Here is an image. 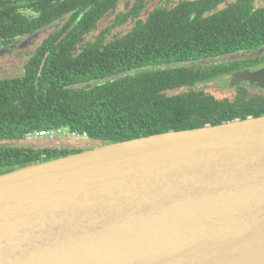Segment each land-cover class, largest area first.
Instances as JSON below:
<instances>
[{
    "label": "trees",
    "instance_id": "1",
    "mask_svg": "<svg viewBox=\"0 0 264 264\" xmlns=\"http://www.w3.org/2000/svg\"><path fill=\"white\" fill-rule=\"evenodd\" d=\"M49 27L21 74L0 78V143L61 129L104 144L264 115V92L223 78L264 47L253 0H0V48ZM49 139L0 147V174L93 145Z\"/></svg>",
    "mask_w": 264,
    "mask_h": 264
},
{
    "label": "water",
    "instance_id": "2",
    "mask_svg": "<svg viewBox=\"0 0 264 264\" xmlns=\"http://www.w3.org/2000/svg\"><path fill=\"white\" fill-rule=\"evenodd\" d=\"M245 81L264 89V66L229 85ZM58 137L93 145L0 174V264H264V115L104 144Z\"/></svg>",
    "mask_w": 264,
    "mask_h": 264
},
{
    "label": "rangeland",
    "instance_id": "3",
    "mask_svg": "<svg viewBox=\"0 0 264 264\" xmlns=\"http://www.w3.org/2000/svg\"><path fill=\"white\" fill-rule=\"evenodd\" d=\"M50 29L51 27L44 28L32 35L24 37L22 41L25 45L22 48L16 49L13 45L0 48V78L20 75L22 72V65L27 59L29 52L33 51L37 43L49 34ZM1 52L4 53L1 54ZM227 85L228 83H225L222 87L225 88ZM209 91L218 98L226 95V92L219 90V88H212L209 89ZM59 135H64V132L61 130V132L53 136ZM65 135H67V133H65Z\"/></svg>",
    "mask_w": 264,
    "mask_h": 264
},
{
    "label": "flooded vegetation",
    "instance_id": "4",
    "mask_svg": "<svg viewBox=\"0 0 264 264\" xmlns=\"http://www.w3.org/2000/svg\"><path fill=\"white\" fill-rule=\"evenodd\" d=\"M254 1V4L257 5V6H261V7H264V0H253ZM22 41V40H21ZM21 41L17 42L16 44L20 43ZM14 44V45H16ZM13 45V46H14ZM9 46V45H8ZM1 48H4V47H1ZM261 50V51H260ZM256 55L253 54V55H248V54H238L237 56H235L236 60L237 61H246L247 59H249L248 62H251L250 59H259L258 62L254 65V66H244L242 67L240 70H250V71H253V70H256V69H259V68H262L264 66V62H263V53H264V47H259L256 49ZM224 79H230V77H223ZM223 79V80H224ZM246 85H248L249 87H257V86H250L249 82L245 81V82H242ZM259 88V87H257ZM221 89V88H219ZM262 92H264V89H261L259 88ZM222 90V89H221ZM223 91V90H222Z\"/></svg>",
    "mask_w": 264,
    "mask_h": 264
},
{
    "label": "built area",
    "instance_id": "5",
    "mask_svg": "<svg viewBox=\"0 0 264 264\" xmlns=\"http://www.w3.org/2000/svg\"><path fill=\"white\" fill-rule=\"evenodd\" d=\"M59 132H61V129L51 130V131H37L33 135L36 136V137H45L47 135L53 136V135H55L56 133H59ZM29 135H31V134H29Z\"/></svg>",
    "mask_w": 264,
    "mask_h": 264
}]
</instances>
